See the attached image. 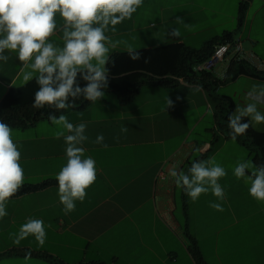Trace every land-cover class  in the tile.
Returning a JSON list of instances; mask_svg holds the SVG:
<instances>
[{
  "label": "crops",
  "instance_id": "obj_1",
  "mask_svg": "<svg viewBox=\"0 0 264 264\" xmlns=\"http://www.w3.org/2000/svg\"><path fill=\"white\" fill-rule=\"evenodd\" d=\"M238 3L239 0H144L131 19L116 25L115 32L106 33L113 42L121 41L110 55L127 52L128 45L137 51L171 43L199 48L230 33L246 55L264 64V37L261 42L255 33L256 28L264 27V0H250L241 26ZM177 17H182L191 30L177 24ZM57 22L62 23L59 14ZM176 28L179 37L171 35ZM60 36L57 32L50 39L62 43ZM260 43L263 50L256 53ZM5 55L9 60L0 61V101L11 88L25 84L16 53L6 50ZM236 57L231 50L211 74L223 79ZM256 69L264 71V66ZM238 83L246 86L235 100L231 92ZM257 84H264V79L239 75L219 85L214 93L230 98L235 109L236 101L244 106L251 102L247 93ZM105 93L97 103L63 113L74 125H87L88 140L82 147L85 157L96 162L97 178L86 189L85 200L76 201L75 211L66 215L59 202L58 186L11 197L8 214L0 219V253L28 249L49 254L64 264L95 260L115 264H198L189 249L193 238L201 264H264V202L249 195V184L233 174L226 175L219 180L225 190L223 201L209 191L193 202L170 175L172 169L189 174L194 161L215 156L230 140L221 138L220 143L212 145V141L190 138L192 110L197 111L200 103L208 105L205 91L178 79L173 86L143 85L125 105L119 104L114 92ZM167 97L174 106L166 109ZM210 97L215 99L214 95ZM257 107L264 113V103ZM252 126L264 132V123ZM122 127L128 131L122 133ZM56 131L57 126L50 120L12 128V138L21 152L23 185L56 178L66 164V144L63 138H55ZM99 134H103L107 148L94 143ZM212 201L221 203L224 211L209 207ZM28 218L44 221L47 238L42 247L32 236L19 245L9 238V233L18 232ZM0 264L53 263L45 258L25 260V256L5 255L0 257Z\"/></svg>",
  "mask_w": 264,
  "mask_h": 264
},
{
  "label": "clouds",
  "instance_id": "obj_2",
  "mask_svg": "<svg viewBox=\"0 0 264 264\" xmlns=\"http://www.w3.org/2000/svg\"><path fill=\"white\" fill-rule=\"evenodd\" d=\"M143 2L0 0V61L6 63L9 60V56L5 55L6 50L15 52L22 65L20 71L23 82L35 78L39 85L32 105L35 109L45 106L56 111L75 108L76 101L81 97L97 103L105 97V90L109 87V69L106 65L111 60L110 52L121 43L113 42L106 33L115 32L116 25L131 19ZM57 14L62 21L60 24ZM176 23L184 24L186 29L191 30L182 17H177ZM57 32L61 33L62 43L50 39ZM171 35L179 37V29H173ZM127 53L132 61L142 58V53L131 45H128ZM150 59L145 57L144 63H149ZM79 80L86 82L83 87ZM247 97L251 102L243 107L237 105L228 117L233 142L238 136L244 135L252 123H264V113L257 107L258 103H264V84L253 85ZM166 106V109L174 106L169 97L166 98ZM48 119L57 126L55 138H63L66 144L67 162L57 173L56 180L59 202L67 215L75 211L76 201L85 200L86 189L95 183L96 162L84 155L82 145L88 140L85 123L74 125L63 114H50ZM127 131V127L121 128L122 133ZM94 143L108 147L103 134L97 135ZM20 160L21 152L12 138V128L0 120V219L8 214L7 203L23 186L24 169ZM170 175L175 178L176 186L182 188L193 202L209 191L218 200L225 199V190L219 180L227 175V171L217 163L215 156L194 161L189 174L172 169ZM233 175L250 185L248 193L251 197L264 202V164L257 165L252 160L242 159L234 167ZM209 207L224 211L218 202H209ZM29 236L34 237L39 246L45 244L47 233L43 220L28 218L18 232L9 233V238L16 245ZM30 257L29 252L25 260Z\"/></svg>",
  "mask_w": 264,
  "mask_h": 264
},
{
  "label": "trees",
  "instance_id": "obj_3",
  "mask_svg": "<svg viewBox=\"0 0 264 264\" xmlns=\"http://www.w3.org/2000/svg\"><path fill=\"white\" fill-rule=\"evenodd\" d=\"M250 0H239L238 3V25L241 26ZM233 41L232 34L226 33L221 37L214 38L206 42L199 48H190L183 43H171L152 49L141 50L142 58L138 61H132L127 52L113 53L110 62L106 65L109 69V87L107 91H112L117 95L120 105L130 103L138 92V89L146 84H160L163 86H173L178 79L185 82L199 85L207 96H215L217 103L215 105V121L220 129L222 139H230L231 129L228 127V117L234 111L232 100L225 96L215 95V90L219 85L226 81H232L239 75H247L257 79H264V71L257 70L254 66L244 60L234 59L228 68L223 79L215 78L211 72H197L193 67L206 61L213 52L216 45L224 42ZM145 57H151L149 63H144ZM79 79V78H78ZM80 86L83 87L86 82L79 80ZM39 85L35 78L16 88H11L0 101V120L8 124L11 128H26L35 125L41 120H49L50 114L59 116L67 111L81 110L90 105L91 102L82 97L76 101V107L56 111L53 108L45 106L42 109L32 107L35 92ZM223 124L218 123L220 119ZM247 120V118H245ZM247 122V121H245ZM212 141L215 145L218 141ZM242 146L254 148L257 153L252 161L264 164V132L256 130L252 125L244 135L236 139ZM50 186H58L56 178L46 179L36 184H24L19 191L13 196L23 195L26 193L38 191ZM191 239L190 252L201 264V257L198 247L193 238ZM31 253V257L45 258L53 264H64L46 253L35 252L28 249H11L0 253L1 256L17 255L26 256ZM78 264H115L105 263L102 261H89Z\"/></svg>",
  "mask_w": 264,
  "mask_h": 264
},
{
  "label": "rangeland",
  "instance_id": "obj_4",
  "mask_svg": "<svg viewBox=\"0 0 264 264\" xmlns=\"http://www.w3.org/2000/svg\"><path fill=\"white\" fill-rule=\"evenodd\" d=\"M258 33L260 35V40L262 42L264 37V27L256 28L255 33ZM263 50V44L260 43L255 51L261 52ZM242 52L245 54V52L242 50ZM246 55V54H245ZM248 56V55H247ZM253 56V55H252ZM249 56V57H252ZM255 58L254 56L252 57ZM255 62L260 61L259 59H254ZM261 63V62H260ZM252 65V64H250ZM259 66H264L263 62ZM243 82V81H242ZM246 86L243 83H238L237 85H233L232 92L233 98L236 100L237 94L241 91L242 87ZM208 105L205 104H199L198 110L194 111L192 110V114L190 116V121L192 125V135L191 139L197 138L200 140H208V141H216L215 136H218V141L216 143L221 142L220 137V129L217 125V122L215 121V105H216V98L212 99L210 96H207ZM237 102V105H240L243 107L242 103ZM235 110V109H234ZM220 119V118H219ZM218 123L223 124V120L220 119ZM217 146V145H216ZM257 151L254 148H249L246 146H242L237 140L235 142L230 140L228 143L225 144L222 149L215 155L217 163H219L222 167H224L226 170H232L236 166L237 162L244 159V160H252L253 157L256 155ZM212 154L209 152V155ZM227 172V175L233 174V172Z\"/></svg>",
  "mask_w": 264,
  "mask_h": 264
},
{
  "label": "built area",
  "instance_id": "obj_5",
  "mask_svg": "<svg viewBox=\"0 0 264 264\" xmlns=\"http://www.w3.org/2000/svg\"><path fill=\"white\" fill-rule=\"evenodd\" d=\"M231 50L236 54L237 60H244L252 64L255 68H259V69L263 68V66H259V64H257L251 57L245 55L242 52L239 42L231 41V42H224V43H220L216 45L210 57L203 63L195 65L193 67V70L197 72L211 71L213 67L217 63L221 62Z\"/></svg>",
  "mask_w": 264,
  "mask_h": 264
}]
</instances>
